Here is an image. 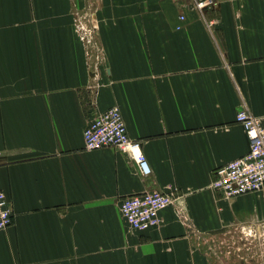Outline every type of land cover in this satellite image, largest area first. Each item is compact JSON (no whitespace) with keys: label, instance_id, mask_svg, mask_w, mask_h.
<instances>
[{"label":"crops","instance_id":"0c3cea01","mask_svg":"<svg viewBox=\"0 0 264 264\" xmlns=\"http://www.w3.org/2000/svg\"><path fill=\"white\" fill-rule=\"evenodd\" d=\"M210 1L0 0V191L14 219L0 264H264L262 238L204 250L264 230V190L212 187L249 151L238 111L264 127V0ZM85 9L103 49L79 43ZM114 105L152 175L86 149L85 127ZM152 190L182 197L188 220L168 207L133 231L120 203Z\"/></svg>","mask_w":264,"mask_h":264},{"label":"built area","instance_id":"2783aa9c","mask_svg":"<svg viewBox=\"0 0 264 264\" xmlns=\"http://www.w3.org/2000/svg\"><path fill=\"white\" fill-rule=\"evenodd\" d=\"M193 1L200 10L211 4L210 0ZM180 17L184 19L183 15ZM236 120L244 127L249 137V151L217 167L212 182V187L229 199L264 190V127L248 109H240ZM83 139L88 150L114 147L129 153L143 176L152 175V168L142 151V143L130 138L119 106H111L89 122L83 131ZM168 207H173L179 217L188 220L184 199L172 197L160 190L127 196L120 203L123 218L129 227L137 232L159 227L162 222L161 212ZM13 221V211L8 197L0 191V230L11 226Z\"/></svg>","mask_w":264,"mask_h":264},{"label":"rangeland","instance_id":"374dc122","mask_svg":"<svg viewBox=\"0 0 264 264\" xmlns=\"http://www.w3.org/2000/svg\"><path fill=\"white\" fill-rule=\"evenodd\" d=\"M82 15V13H81ZM84 17H82V22L80 21V33H79V43L83 49H103L102 46V40L100 36V26L99 21L96 17L91 18L90 14H87L86 9L84 13ZM96 61V60H95ZM97 62V61H96ZM199 237V236H198ZM215 238H219L215 240ZM215 238L210 239L209 243H205L204 250L214 256L215 250L216 252H219L220 249L228 250L231 249V246H227L229 244V241L233 238H262L264 239V230L260 233H254L251 232V234H241V233H234V232H227L226 234L216 236ZM224 243V246L222 247L216 246L214 247V244L216 243ZM208 243V244H207Z\"/></svg>","mask_w":264,"mask_h":264}]
</instances>
